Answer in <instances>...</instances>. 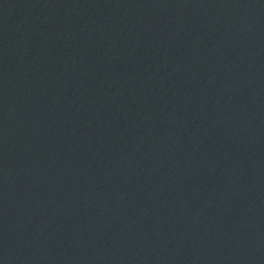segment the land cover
Segmentation results:
<instances>
[{
  "label": "water",
  "instance_id": "obj_1",
  "mask_svg": "<svg viewBox=\"0 0 264 264\" xmlns=\"http://www.w3.org/2000/svg\"><path fill=\"white\" fill-rule=\"evenodd\" d=\"M0 264H264V0H0Z\"/></svg>",
  "mask_w": 264,
  "mask_h": 264
}]
</instances>
